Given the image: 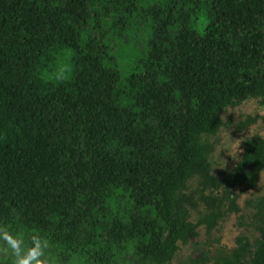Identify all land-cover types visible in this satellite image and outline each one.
<instances>
[{
  "label": "trees",
  "instance_id": "1",
  "mask_svg": "<svg viewBox=\"0 0 264 264\" xmlns=\"http://www.w3.org/2000/svg\"><path fill=\"white\" fill-rule=\"evenodd\" d=\"M143 23L123 75L111 42ZM248 99L264 0H0V264H172L260 183L261 135L212 171L222 114ZM246 208L235 247L185 264H264V195Z\"/></svg>",
  "mask_w": 264,
  "mask_h": 264
},
{
  "label": "rangeland",
  "instance_id": "2",
  "mask_svg": "<svg viewBox=\"0 0 264 264\" xmlns=\"http://www.w3.org/2000/svg\"><path fill=\"white\" fill-rule=\"evenodd\" d=\"M149 1L151 2L153 0ZM135 21L139 22V19H135ZM133 27L132 25V29ZM195 28L202 29V22L197 23ZM132 29L128 32L130 35L127 36L128 40L126 42L121 41V39L126 38L124 35L123 38L117 36L111 42L113 45V53L120 64L123 75H126L127 72L135 68L137 59L141 51L145 48V41L147 39L145 33L147 27L145 23L141 25L142 31ZM142 34L146 38H141L140 35ZM249 115L264 117V103H262L261 99L245 100L238 106L229 107L222 114L224 126L213 139L215 150L211 155L212 171L215 175L221 174L224 170H230L236 165L244 152L247 138L255 135L264 137V128L261 119H258L256 123L248 128L243 130L239 129L238 122L245 120ZM236 192L240 195L238 201L242 212L227 217L211 235H208L205 227L201 226L199 228V237L195 243L182 247L172 264H185L189 256L193 255L196 257L203 251H211L210 255L212 256L220 247L227 249L235 247L236 238L245 232V228L239 225L238 218L240 215L248 213L246 201L253 197L264 195V173L261 175L257 188L248 191H242L239 188ZM208 264L212 263L210 262Z\"/></svg>",
  "mask_w": 264,
  "mask_h": 264
}]
</instances>
